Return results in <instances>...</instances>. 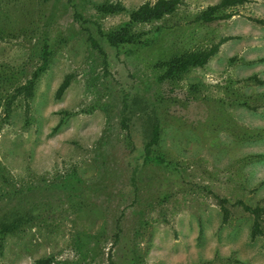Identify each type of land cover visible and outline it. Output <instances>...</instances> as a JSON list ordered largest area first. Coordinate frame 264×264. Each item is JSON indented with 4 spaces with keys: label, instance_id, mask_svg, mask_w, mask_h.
Returning <instances> with one entry per match:
<instances>
[{
    "label": "rangeland",
    "instance_id": "374dc122",
    "mask_svg": "<svg viewBox=\"0 0 264 264\" xmlns=\"http://www.w3.org/2000/svg\"><path fill=\"white\" fill-rule=\"evenodd\" d=\"M115 1L125 9L98 11ZM143 1L0 0V264H264V0L209 22L197 16L219 0H182L134 24L139 42L110 45L99 30ZM214 45L158 80L159 62ZM152 113L161 134L147 154ZM241 201L260 208L261 235Z\"/></svg>",
    "mask_w": 264,
    "mask_h": 264
},
{
    "label": "trees",
    "instance_id": "16d2710c",
    "mask_svg": "<svg viewBox=\"0 0 264 264\" xmlns=\"http://www.w3.org/2000/svg\"><path fill=\"white\" fill-rule=\"evenodd\" d=\"M71 0H68V2ZM182 0H144L136 7L132 8L129 13V18L126 21H123L121 24L118 25L115 29L102 33H100L105 37L107 42L112 46H118L122 44H129L135 43L140 41L141 32H136L133 30V25L136 23L148 22L150 20H155L163 17L166 14L172 13L178 4ZM249 0H219L218 2L208 5L204 8L197 18L201 21H212L219 16L217 13L219 10L233 6L236 4H241ZM124 6L119 2H106L102 3L98 6V11L101 13H115L124 10ZM74 17L77 21L81 23H85L86 20L82 17V14L77 10L74 11ZM83 29L87 32V38L93 48H95L99 54L102 56V65L104 70L107 71V59L106 53L102 48L101 44L98 40L90 34L89 29L87 26H83ZM217 50V45H214L212 48L206 51H189L184 52L178 55H175L169 58L166 61H161L157 65L163 68V72L158 76V80H165L168 78H172L175 75H178L184 71H186L190 66H200L203 65L209 57ZM49 50L47 45L44 44L41 48L40 58L41 63L36 67L32 76L20 86L19 90L24 91L26 95H31L34 90L35 80L40 74L42 70L45 69L48 61ZM69 83V76H66L65 79L59 84L56 90V96L59 97ZM128 106V98L127 94H123L122 97V110L123 112L126 110ZM127 117L125 114L122 115L121 125L124 128L128 127V123L126 121ZM146 128L148 132V140L145 142L143 146V150L148 154L149 147L153 144H156L160 138V125L159 122L154 116V114H148L146 120ZM260 156H264V154H258ZM156 161L163 162L164 158L161 154L155 156ZM222 208L224 211V219L227 216V208L223 205ZM242 207L244 210L248 211L252 217V225H251V236L254 237L256 235H261L263 233V228L261 226L260 215L261 211L260 208L255 206H250L247 204L242 203ZM111 255L109 253L108 258L110 259ZM30 264H50V259L48 257H39L32 261Z\"/></svg>",
    "mask_w": 264,
    "mask_h": 264
}]
</instances>
